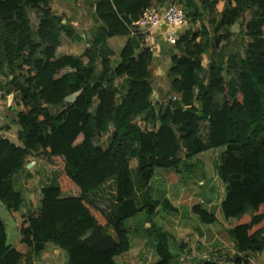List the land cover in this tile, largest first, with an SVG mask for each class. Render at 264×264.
<instances>
[{
    "label": "trees",
    "instance_id": "16d2710c",
    "mask_svg": "<svg viewBox=\"0 0 264 264\" xmlns=\"http://www.w3.org/2000/svg\"><path fill=\"white\" fill-rule=\"evenodd\" d=\"M166 1L98 0L100 26L91 45L81 56L58 57L63 35L79 37L53 12L51 0H0V93L14 94L23 107L16 120L23 145L0 134V202L9 211L26 205L16 176L32 177L27 165L34 154L65 164L56 183L43 186L38 211L24 215L20 233L27 252L9 242L0 217V264H34L48 243L67 251V264H118L131 249L127 221L141 213L160 237L156 264H171L166 234L153 223L160 200L148 197L150 184L159 168L185 177L194 167L191 158L220 147L215 169L224 195L215 199L218 214L196 205L197 221L212 224L220 217L232 226L238 252L232 264H251L248 254L264 249V0H222L235 6L213 29L219 50L211 57L208 82L202 75L211 48L205 11H186L196 30L180 33L173 44L169 102L160 104L152 81L155 51L143 35H131V24ZM241 19L247 41L235 47L243 49L242 57L226 51L232 33L219 34ZM115 36L129 39L114 66L107 43ZM70 94L78 95L68 101ZM140 117L152 128L143 129ZM102 135L106 146L98 141ZM74 186L78 195L70 194ZM99 198H111L109 207Z\"/></svg>",
    "mask_w": 264,
    "mask_h": 264
},
{
    "label": "crops",
    "instance_id": "0c3cea01",
    "mask_svg": "<svg viewBox=\"0 0 264 264\" xmlns=\"http://www.w3.org/2000/svg\"><path fill=\"white\" fill-rule=\"evenodd\" d=\"M97 2L98 0H51L50 4L53 12L61 16L63 19L62 23L70 24L71 28L75 31V35L79 37L78 39H71L63 35L61 45L57 49L58 57L65 55L81 56L85 49L91 45V40L100 26V22L95 17ZM168 2L169 0L162 4L157 3L154 7L160 10L161 13H164L168 6ZM176 3L183 8H188L187 11L191 9L205 11L202 20L203 23L209 28L206 25V20H208L213 26L210 38L213 36L214 27L221 20L223 11L235 6V3L230 5L222 0H177ZM204 6H206V8ZM200 7H202V9ZM248 19H250V16H248ZM233 26L219 30V34L232 33L234 37L235 33L231 30ZM170 29L171 27L167 23H162L151 33V47L155 51L153 67L154 64H158L160 61L159 58H162L161 45L167 42L166 36ZM128 39L129 36H115L108 40L107 44L113 51L111 59L114 66L119 62L120 52ZM212 39H214V37ZM83 61L87 62V58H83ZM206 81L208 82V80ZM77 95L78 94H76V97ZM74 100L75 99L72 101ZM139 119L142 118L140 117ZM146 125L148 124L146 123ZM148 127V129L152 128L150 124ZM22 145L23 144L19 146ZM203 162L205 164V172L199 174L200 176H196V178L191 181L186 180L184 176L174 171L166 173L167 170L161 169L163 171H158L155 175L154 183L150 184L151 188L148 197L160 200L159 213L153 219V223H155V227L162 228L163 232L166 234L171 253V264H185L186 261L200 263L205 260H217L220 264H232V258L238 253L235 247V241L229 234V229L232 227L231 225L227 226L223 224L222 221H220V217L219 222L212 224H200L197 221L198 217L194 212V207L196 205L202 204L209 211H214L218 214L215 200V188L209 187L208 190L205 187V184H207L205 180H207L210 168L204 160ZM174 176H178L182 180V183L174 181ZM198 177L201 178L197 183L201 189L186 190L185 188L187 187L192 188ZM161 181H165L166 183L165 187L167 192L164 195L153 191L159 187ZM154 193L159 198L154 196ZM174 196L179 199H174ZM251 212L252 211H248L249 214ZM145 218V214L141 213L133 218L134 224L128 226L131 230V249L127 253H130V255L123 256L127 254L124 253L119 257L121 259L124 258L123 260L127 259L125 264H156L160 259L157 250L160 237L156 231L153 233V229L150 230L151 223L145 222ZM248 259L251 264H264V249L258 252H250L248 254Z\"/></svg>",
    "mask_w": 264,
    "mask_h": 264
},
{
    "label": "rangeland",
    "instance_id": "374dc122",
    "mask_svg": "<svg viewBox=\"0 0 264 264\" xmlns=\"http://www.w3.org/2000/svg\"><path fill=\"white\" fill-rule=\"evenodd\" d=\"M173 3L172 0H169L168 4ZM176 3V2H175ZM180 8L181 7L178 3H176ZM200 5V4H198ZM192 8V7H190ZM202 9V7H200ZM185 11H187L188 8H183ZM29 15L32 18V20L35 22L37 21L36 15L32 10H29ZM248 18V17H247ZM244 22L245 19H242L240 22H238L235 26L231 28L232 31H234L235 36L232 38V42L228 44L226 51H240V57L243 55V49L238 48L236 49V45L240 43H245L247 41V37L244 34ZM206 25L210 28V36L212 35V24L206 20ZM188 29L196 30V26H194L190 19L188 20L187 25L180 29V33L185 32ZM208 39L209 45L211 48L209 49V52L204 56V65L207 69V72L204 71L202 73L205 80H208V67L211 61V57L216 56V53L218 52V48L215 46V41L212 39L213 36ZM152 46V44H151ZM173 44L166 42L164 45H161V56L162 58H159L160 61L158 64H154V67L152 69L153 71V85L155 88L154 93V101L156 103H162V104H168L169 102V89H170V80L168 78V68L171 65V54L175 52ZM224 75L227 80H234L236 83H239V78L235 76L234 74H228L224 71ZM76 98L75 95H70L68 98V101H72ZM23 109L21 105L18 104V102L14 99L13 96H4L2 93H0V134L5 136L6 138L10 139V141L15 142L18 145H21L22 142L18 138V131L19 126L16 124L17 120V113L19 110ZM145 130H147L149 127L146 125L145 121L143 119H139L138 122ZM47 130V128H45ZM99 143L103 142V145L106 146L108 144L107 135H102L99 138ZM223 147L212 149L208 152L201 153L193 158L190 159V163L194 165L193 168L189 172H185V179L186 180H192L195 179L196 176H200L199 174H203L205 172V164L203 160L208 164L209 175L207 177V180L205 184V187L209 190L210 188H215V199L217 197H222L224 195V184L220 180V178L217 175L215 166L218 162V154L221 153ZM182 156H185V152H182ZM30 163L33 165L27 169L32 173L31 178L26 177V173H22L18 176H16V183L19 188H22L24 191V194L26 196V205L23 206L19 211H9L1 202H0V217L4 220V222L7 225L8 228V235H9V242L19 249L20 251L27 252L26 246L21 243V233L20 228L23 222L24 215H27L30 210L37 212L38 208L40 206L41 198H42V188L46 184H54L57 181V178L60 176L62 171L64 170L65 164L60 158H53L51 160H48L39 154H34L29 159ZM131 165L135 167L137 165V162L135 159H133ZM162 168H159L158 171ZM166 173H169L167 171ZM198 174V175H197ZM155 178V177H154ZM174 181H178V183H182V180L178 176H174ZM201 180L200 177L197 178L195 183L193 184L192 188L187 187L186 190H199L201 187L198 186V182ZM155 179L152 180V184L154 183ZM191 183V182H190ZM182 185V184H180ZM166 183L165 181H161L159 184V187L156 190H153L158 192L159 194L164 195L167 192L166 189ZM79 189L74 186L72 192L70 194L72 195H78ZM154 193V196L158 197ZM107 196L111 195L110 192L106 194ZM101 197V196H99ZM155 197V198H156ZM159 198V197H158ZM111 198H107L105 200L101 201V198H99L97 201L99 205L102 207L106 205L109 207V203ZM174 199H179L178 197L174 196ZM182 199V198H181ZM183 200V199H182ZM219 204V201H218ZM217 204V205H218ZM163 206V204H162ZM221 215V214H220ZM134 224V219H129L127 221V225ZM231 235V233H229ZM130 255V253L124 254L123 256ZM67 251H64L60 247H57L56 245L52 243H48L46 246V249L42 252L40 256H34V264H67ZM118 264H125L126 260H123L121 258H117Z\"/></svg>",
    "mask_w": 264,
    "mask_h": 264
},
{
    "label": "built area",
    "instance_id": "2783aa9c",
    "mask_svg": "<svg viewBox=\"0 0 264 264\" xmlns=\"http://www.w3.org/2000/svg\"><path fill=\"white\" fill-rule=\"evenodd\" d=\"M186 11L176 3L168 4L164 13L152 6L143 11L140 18L131 24V35H143V43L152 44L151 33L162 23H167L171 29L166 36V41L175 44L180 38V30L188 23Z\"/></svg>",
    "mask_w": 264,
    "mask_h": 264
},
{
    "label": "water",
    "instance_id": "95a60500",
    "mask_svg": "<svg viewBox=\"0 0 264 264\" xmlns=\"http://www.w3.org/2000/svg\"><path fill=\"white\" fill-rule=\"evenodd\" d=\"M9 96H13V97H14V94H10ZM32 165H33L32 163H29V164L27 165V167L30 168Z\"/></svg>",
    "mask_w": 264,
    "mask_h": 264
}]
</instances>
